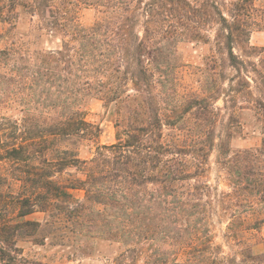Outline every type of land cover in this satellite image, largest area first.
<instances>
[{"label": "trees", "instance_id": "obj_1", "mask_svg": "<svg viewBox=\"0 0 264 264\" xmlns=\"http://www.w3.org/2000/svg\"><path fill=\"white\" fill-rule=\"evenodd\" d=\"M88 1L99 14L89 25L80 19L82 0H0V24L15 22L20 12L31 22L0 48V162L12 163L17 183V193L0 204V264H42L23 256V238L72 239L86 254L102 238L127 246L121 256L130 263L151 242V264H264V253L248 247L222 256L210 228L219 206L245 210L253 195L264 199V137L259 150L234 154L233 132L220 142L231 191L218 192L202 179L215 145L213 124L200 133L177 128L183 111L173 108L168 120L160 102L178 85L182 42L213 40L221 55L210 59L212 69L219 59L236 70L231 80L250 84L252 78L264 94V57L254 62L236 52L238 46L245 55L260 50L250 38L264 27V8L256 0ZM44 37L59 42L43 46ZM92 96L113 103L125 126L115 143L82 159L80 145L101 132L81 109ZM257 102L264 116V99ZM186 104L196 122L213 123L215 106L207 98L192 94ZM72 167L84 177L62 182L58 175ZM75 189L84 191L82 200ZM8 207H15L14 216ZM37 211L48 213L44 222L27 218ZM238 211L230 212L233 237L245 226Z\"/></svg>", "mask_w": 264, "mask_h": 264}, {"label": "rangeland", "instance_id": "obj_2", "mask_svg": "<svg viewBox=\"0 0 264 264\" xmlns=\"http://www.w3.org/2000/svg\"><path fill=\"white\" fill-rule=\"evenodd\" d=\"M84 1L87 2L88 0H82L79 3V15L81 21L89 25L99 18V14L93 7L85 5ZM255 4L259 8H264V0H256ZM20 13L15 22L0 24V48L30 29V17L25 13ZM57 42H59L57 38L50 40L44 37L41 45L53 47L57 45ZM250 44L260 50L252 49L248 53L250 55H245L238 46L236 52L242 55L244 59L260 62L264 57V51H262L264 48V27L255 28L250 38ZM179 53L183 65L179 69L178 85L174 89V91L177 89L179 92L175 93L171 90V92L164 91L161 94L162 112L165 118L169 120L171 110L175 107L178 110L179 107V111H183L181 115L185 117L178 122L180 117L177 118L175 123L177 122V128L183 130L193 128L200 133L202 128H210L209 126L213 124L216 129L215 145L211 150L206 176L202 179L216 187L218 192H229L231 191L229 175L227 169L219 162L220 142L226 139L229 132H233L234 136L230 140L232 154L239 150L255 151L261 148L264 137V116L257 100L264 99V94L260 91L262 86L259 83L257 85L252 78H249L250 84H239L237 77L231 80L236 75V70L223 66L219 59L217 68L212 69L210 59L213 56L219 57L221 55L213 40L209 43L182 42L179 44ZM251 76L255 78V73H252ZM237 87L240 88L239 90L242 88V90H237ZM192 94L199 98H207L208 102L215 106L213 123L207 120L200 121L203 122L202 125L196 122L197 120L192 118L190 113L185 114L186 102L192 97ZM81 109H83L87 120L101 128L98 137L85 140L80 145L79 157L89 159L97 153L98 147L115 143L119 131L124 128L125 124H118L119 116L116 113L115 105L100 96L88 98ZM15 112L14 116L19 117V110ZM165 130L169 133L173 129L166 126ZM260 166L264 171V161L261 162ZM12 169L13 166L9 160L0 162V204L2 208L4 207L1 202L11 199L8 197L17 193V183L11 177ZM58 176L62 182L68 183L75 182L78 177L83 178L84 174L72 167ZM9 182L12 185L8 187ZM72 193L79 200L84 198L83 190L75 189L72 190ZM249 200L252 201L253 206L246 207L245 210L244 207L235 204L228 211H224L223 207L219 206V210L213 214L210 228L214 236V245L221 246L222 256L229 258L237 254L240 255V251L245 247L251 248L255 254L264 253V199L259 200L256 195L255 197L253 195ZM8 210L10 216H14L17 212L15 207H8ZM233 210L241 211L240 215L244 219L245 226L242 227L244 231L238 237H233L228 228L231 218L230 212ZM47 217L48 213L37 211L27 218L44 222ZM258 222V230L245 229L255 226ZM73 242L72 239L68 242L54 238L39 243L30 238H23L19 240L18 246L22 248L23 256L28 261L42 264H151L148 255L152 253L151 249L155 248V244L151 242L142 243L140 248L144 249V253L139 254L138 259L130 263L127 259L122 260L121 256L126 251L127 246L98 238L93 242L90 252L86 254L77 252ZM176 257L182 258L179 255ZM255 264L257 263L255 262Z\"/></svg>", "mask_w": 264, "mask_h": 264}]
</instances>
